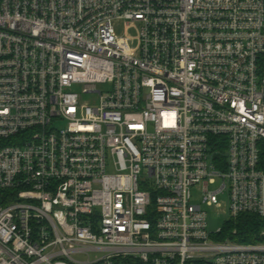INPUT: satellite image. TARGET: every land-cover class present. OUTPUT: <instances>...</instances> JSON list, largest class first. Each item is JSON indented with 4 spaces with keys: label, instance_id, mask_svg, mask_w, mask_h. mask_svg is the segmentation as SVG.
<instances>
[{
    "label": "built area",
    "instance_id": "2783aa9c",
    "mask_svg": "<svg viewBox=\"0 0 264 264\" xmlns=\"http://www.w3.org/2000/svg\"><path fill=\"white\" fill-rule=\"evenodd\" d=\"M222 195L264 219V0H0V264H264Z\"/></svg>",
    "mask_w": 264,
    "mask_h": 264
},
{
    "label": "trees",
    "instance_id": "16d2710c",
    "mask_svg": "<svg viewBox=\"0 0 264 264\" xmlns=\"http://www.w3.org/2000/svg\"><path fill=\"white\" fill-rule=\"evenodd\" d=\"M224 234L220 237L242 243L251 244L262 241L261 232L264 229V219L254 214H242L237 219L226 221Z\"/></svg>",
    "mask_w": 264,
    "mask_h": 264
},
{
    "label": "rangeland",
    "instance_id": "374dc122",
    "mask_svg": "<svg viewBox=\"0 0 264 264\" xmlns=\"http://www.w3.org/2000/svg\"><path fill=\"white\" fill-rule=\"evenodd\" d=\"M120 33L123 35L124 33L129 34L135 41H137L138 30L136 26L126 27V25L122 24L119 28H117ZM84 101H93L90 96L85 97ZM212 189H216L212 187ZM229 197L228 195L220 196V202L222 203V209H216L214 207L204 208L208 213V224L209 230L212 233L217 232L219 229L224 228L225 222L227 220V215L224 214V211L227 208ZM226 238V237H224Z\"/></svg>",
    "mask_w": 264,
    "mask_h": 264
}]
</instances>
